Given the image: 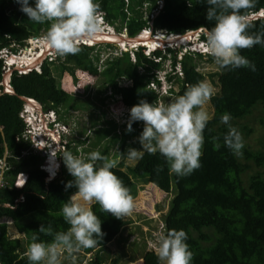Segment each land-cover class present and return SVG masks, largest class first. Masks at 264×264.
<instances>
[{
	"label": "trees",
	"instance_id": "1",
	"mask_svg": "<svg viewBox=\"0 0 264 264\" xmlns=\"http://www.w3.org/2000/svg\"><path fill=\"white\" fill-rule=\"evenodd\" d=\"M96 2L103 21L116 32L125 29L128 36H135L147 28L154 33L159 28L178 32L211 29L214 26V21L205 18L207 5L202 0ZM260 9H264V0H257L248 14ZM48 27V23L38 24L27 19L19 11L15 0H0V49L13 50L16 45L21 47L26 38L39 36L41 31V35H45ZM261 32H264V17L253 19L249 29V34ZM200 38L205 41L204 31ZM103 45L115 46L111 43ZM100 46L79 43L81 51L76 55L45 58L39 70L32 69L25 73L13 70L9 82L14 93L0 94V157L7 152L9 164L7 185L0 190V264H27L24 254L34 235L41 241L50 242L51 236L36 231L41 224L45 227L50 225L53 232L67 231L69 228L60 215L62 205L71 197L65 188L67 181L62 178L68 171L61 160V176H56L48 184L41 181L42 171L38 164L43 156L31 150L29 141L21 137L24 123L19 111L24 102L19 95L37 100L44 109L54 110L61 118L69 107L87 110L90 107L87 99L78 101L75 94L61 87L63 73L71 75L76 82L77 70L100 76L98 87L101 88L95 89V97L108 91L111 99L115 97L121 104L130 107L141 100L153 105H158L161 100L166 105L171 102V95L176 99L183 95L189 85L202 82L206 76L215 82L216 77L218 89L209 100L212 118L203 132L201 167L189 176L177 178L159 153L145 152L143 158L132 165L131 171L144 175L147 181L164 193L170 191L173 183L175 192L161 217L163 235L171 230H183L186 233V243L193 254L191 264H264V173L259 170L248 172L253 165L264 168V143L261 149L246 145L245 140L252 129L240 122L256 108L264 111V47L255 45L240 50V54L255 65L253 71L249 68L221 69L208 52L186 50L178 60L174 50L168 47L157 48L146 54L144 47L137 46L100 58ZM166 60L170 61L169 70L164 67ZM201 62L212 63L214 68L201 70ZM1 66L0 58V80ZM162 70L166 71L164 78L169 85L165 93L160 92L162 80L157 76V71ZM174 84L176 89L173 88ZM87 88L84 84L77 92L82 94ZM103 99L104 96L100 97L101 101ZM225 113L231 117L229 124L243 138L242 155H233L223 144L228 126L220 123V117ZM89 117L96 124L98 118L92 117L91 113ZM108 121L112 122L113 131L116 124L112 119ZM128 123H124L123 139L129 137L132 140L120 144L122 153L130 147L141 149L136 138L143 130V122H132L131 131L127 130ZM114 135L116 138L115 132ZM82 141L84 139H77L78 143ZM100 154L107 157L106 151ZM123 165L122 158L116 161V167L111 171L121 180L132 199L134 183ZM22 172L26 174V179L21 187H17L14 178ZM74 191L77 189L73 188ZM90 208L101 220L103 235L95 237L97 243L93 247L80 251L84 254L96 251L90 264H102L103 259L98 252L107 249V244L121 233L125 222L124 218L117 219L110 213L101 212L99 205L94 202ZM8 221L28 241L24 240L23 244L22 238H11L8 235ZM140 257L144 264H158L153 249H145ZM117 261L113 259L112 264Z\"/></svg>",
	"mask_w": 264,
	"mask_h": 264
},
{
	"label": "clouds",
	"instance_id": "2",
	"mask_svg": "<svg viewBox=\"0 0 264 264\" xmlns=\"http://www.w3.org/2000/svg\"><path fill=\"white\" fill-rule=\"evenodd\" d=\"M202 2L207 5L206 20L214 21V26L211 29H202L206 38L205 41H202L205 42L206 51L211 55L214 63L221 69L249 68L254 71L255 65L242 56L240 50L255 45L264 47V32L249 34L253 17L248 14V10L255 7L257 0H202ZM15 3L19 5V11L24 13L27 19L38 24H49L43 36V43L56 57L64 58L68 55L78 54L81 51L79 43L81 44L84 39L96 38L101 31L103 20L100 17L99 4L96 0H15ZM107 26L109 25L107 24ZM145 30H150L153 33L150 28ZM83 44L95 43L84 42ZM21 47L19 48L21 49ZM142 47L146 49V53L157 48L163 49L162 47L148 49L144 45ZM195 50L200 52L199 49ZM30 70L27 69L25 72ZM3 78L4 76L0 80L2 83ZM9 79L10 77L8 78L9 91L5 93L12 94L14 90ZM212 95L208 84L198 82L189 85L183 95L166 105H153L144 100L133 107L120 103L124 108L121 122H129L128 131H131L132 122H143V130L136 138L141 149L130 147L122 156L128 162L135 164L143 158L145 152L148 154L159 153L169 165L170 172L177 178L191 175L194 170L201 167L203 132L212 118L205 105ZM32 100L39 105L40 111L27 107L28 102L23 103L19 111V117L24 123L23 132L26 125L20 115L21 112L31 117L33 115L42 117V114L52 111L54 112L52 122L58 123V120H55L56 112L54 110L44 109L40 102ZM230 119L231 117L227 113L220 117V123L228 126V132L223 136V144L233 155L239 156L242 155L244 147L243 138L239 131L229 124ZM32 124L39 125L34 118H32ZM23 132L21 133L22 138ZM56 135L59 139V134L56 133ZM39 137L43 139V136ZM50 138L52 141L50 145H47V141L43 139L42 149L33 148L31 141L23 138L29 141L31 150L38 151L43 156L38 168L42 171L40 179L42 175L47 178L45 181L42 179L41 181L48 184L53 180L57 176L60 164L62 166L61 160H63L68 173L74 178L65 185V188L75 186L77 191L60 209V215L69 225L68 230L53 232L50 225L45 227L41 224L36 231L51 236L52 239L50 242H44L34 235L24 254L27 264H61L63 253H67V258L74 260L73 253L82 248L93 247L97 243L95 237L103 235L101 220L86 205L94 202L99 205L101 212L110 213L117 219H123L133 210L132 199L127 188L111 171L116 167L115 160L101 155L98 151H92L86 156H74L71 152L65 151L64 147L52 148L55 144L63 146V143L60 140H55L53 136ZM48 149L55 153L48 152ZM58 152L59 156L63 153L61 157L58 156ZM4 154L7 156V152ZM50 154H53L56 160L55 173L51 178L48 176L49 169L46 167ZM98 161L99 163H97ZM25 179L26 174L19 173L14 179V185L17 186L16 183H18L17 187H21ZM186 240L187 235L183 230H171L165 235H161L156 247L158 264H191L193 254L189 250Z\"/></svg>",
	"mask_w": 264,
	"mask_h": 264
},
{
	"label": "rangeland",
	"instance_id": "3",
	"mask_svg": "<svg viewBox=\"0 0 264 264\" xmlns=\"http://www.w3.org/2000/svg\"><path fill=\"white\" fill-rule=\"evenodd\" d=\"M115 23L117 24L118 20H116ZM109 27L113 28L111 25L107 26V23L103 21L101 29H103L104 32L108 33L109 30H112ZM113 31L117 34L114 28ZM149 31L150 30H146L145 34ZM121 33V35L127 34L125 29H123ZM41 34H43L42 31L39 36H30L25 39V45L22 46L21 49L18 47V45H13L15 46L13 50H6L5 52H11L8 56L19 55L21 53H30V56L37 54L39 53L38 51L42 49L41 45H43L44 35ZM193 34L195 38L192 39L188 33L183 34V36H176L174 34L172 39H176L165 42H176L179 44H163L162 48L165 49L167 48V45H170L171 47H169L172 50H175L174 54L177 56L178 60L186 50L196 51L195 49H199L200 52H207L196 47L198 45L194 46V44L202 41L200 38L201 33L199 32L198 34ZM97 37H100L102 39H111L99 35H97ZM93 40L94 39H91L89 41H82L91 44ZM94 43L101 45L100 58H104L110 53H120L121 50L135 49L136 46H138L136 45L135 47H130L128 45H120L116 42V40L113 39L110 41H98ZM106 43H111L112 46H115L106 47L103 45H106ZM203 44H205L204 41ZM49 51L52 53L51 50ZM49 54L42 56L41 60L38 63L32 65L29 69H38L44 59L49 58ZM50 57L53 58L54 55L50 54ZM169 60H166L164 63V67L167 70H169ZM7 62L9 61L7 60ZM15 63L18 67L17 62ZM202 65L203 66L201 67V70L204 71L214 68V64L212 63L205 62L202 63ZM19 68L20 72L27 70H21V67ZM10 72L11 71H9V73ZM165 72V70L157 71V76L162 80L160 81L161 86L159 87L161 93H165L169 87L164 78ZM6 74L8 75L7 70L4 71L5 80L7 79ZM75 74L78 77L76 82H74L71 75L66 74V72L63 73L62 77L60 78L61 87L67 92L75 94L78 97V101L87 99L89 101L88 106L90 107L87 110H83L82 108L69 107L62 118L61 115L55 113V120H58V123H55L56 121L52 122V120H50L48 124V126L50 127L49 130L51 133L55 131L59 134V139H57L60 140L61 143H63L64 150L67 152H71L74 156H86L92 151H98L99 153L102 151H106L107 157L110 159H113L115 161H119L122 158L124 159L123 169L131 177L134 183V196L132 198L133 210L129 215L124 217L125 224L122 228L121 233L113 238L112 242H110L107 246V249H105L104 251H99L98 255L101 256V259H103L102 264H112L113 259H118L115 264H144L142 258L140 257L141 253L145 249H153L156 251L158 238L163 235V223L161 221V217L168 207L170 197L175 192L174 185L173 183H171L170 191L168 193H164L156 188L152 183L147 181L144 175L134 174L131 171L133 163L128 162L122 156L123 153L119 150L121 143L125 144L128 141L132 140V138L129 137L123 139V137H125L123 136L125 125L121 122V119L123 118V116L121 115L124 113L123 106H121L120 102L116 100L117 98L114 97L111 99L109 97L108 91H103L104 94H98V96L96 97L94 96L95 89L101 88L98 87V85H100L101 83L100 76L90 75L88 72L79 70H77ZM214 81L215 82H211L209 80V77L207 76L202 81L210 86L212 93H215L218 89V85L216 84V77H214ZM84 84L88 86V88L86 89L87 91L83 92L82 94L77 92L80 88H82ZM173 88L176 89V84L173 85ZM103 96L104 99L103 101H101L100 97ZM173 100H175V97L171 95L170 101ZM159 104H163L161 100L159 101L158 105ZM205 108L211 115L212 108L209 102L205 105ZM43 112H45V110H43ZM90 113L92 117L98 118L96 124H94V120L92 121L90 119ZM109 119H112L116 124V127L113 131H111V129L114 126L111 124L112 122L108 121ZM45 120L47 119L45 118ZM240 122L245 123L252 129L249 137L245 140L246 145H249L252 149H261L262 144L264 143V111L260 108H256L251 115H249L245 120H241ZM50 132L44 134L43 139L51 144L52 141L49 135ZM114 132L116 133V138L114 137ZM55 136L57 137V135ZM79 138L84 139V142L82 141V143H78L77 139ZM55 147L57 148L56 144ZM57 154L59 156V152ZM62 154L63 153H61V155ZM61 155L59 157H61ZM61 167L62 166L60 164V168L58 171L62 169ZM256 170L262 171L264 173V168L256 167L255 165H253L248 170V172H253ZM57 176H61V174L58 172ZM62 178H64L67 183L74 179L69 173H64ZM73 188H75V186L66 189V191L69 192L71 196L76 192H72ZM86 206L90 207V204ZM8 234L12 237H15L16 235L15 230L12 228V224L8 226ZM18 236L23 239L24 244V240H27L24 238V234L19 233ZM95 253L96 251H92L90 254H84L79 250L78 252L73 253V256L75 257L74 260L67 258V253H63L61 255V262H63L64 264H90V261Z\"/></svg>",
	"mask_w": 264,
	"mask_h": 264
},
{
	"label": "bare ground",
	"instance_id": "4",
	"mask_svg": "<svg viewBox=\"0 0 264 264\" xmlns=\"http://www.w3.org/2000/svg\"><path fill=\"white\" fill-rule=\"evenodd\" d=\"M261 13H264L263 10L261 11ZM109 28L112 30H109L108 33L104 32L103 29H101V31L97 35L103 36L106 38H111V39H102L100 37H96V38H94L92 43L98 42V41H110L113 39V40H116V42L120 45H128L130 47L136 46V45H145V47H148L149 49H153L155 47L156 48L157 47H163V44H170V45L171 44H179L176 42H174V43L165 42V41L176 39V38L172 39V37L174 36V33L163 35L162 32L157 31L154 33L155 35L152 36V33L150 31L145 34L146 30H143L140 35L135 36L133 38H127V36L125 34L122 36L118 35L113 31V28H111V27H109ZM186 33H188L190 37L194 36V34L191 32H185L184 34H186ZM175 35L176 36H183V34H175ZM83 41H89V39H84ZM170 45H167V46H170ZM196 45H198V46H196ZM204 45L205 44H203V41L194 44V46L200 48L201 50L206 51V47ZM41 47H42V51L36 56H34V55L30 56L29 55L30 53H24V54L21 53L19 55L10 56L8 58V61L11 64H13V62L16 61L18 64V67H21V69H29L32 65L38 63L41 60V57L44 56L48 50H50L44 46V43H43V45H41ZM3 84H4V87L8 90L9 89V87H8V75H7L6 80H5V75H4ZM27 107H32L33 109L40 111L39 105H37V103H35L32 99L30 101H28ZM51 135L54 137L55 140H58L57 137L55 136L56 133L52 132ZM51 160L52 161L54 160V161L52 162ZM55 165H56V160L54 158V155L50 154L48 157V160H47V164H46V167L49 169V175H48L49 178L53 177V174L55 173L54 172Z\"/></svg>",
	"mask_w": 264,
	"mask_h": 264
},
{
	"label": "built area",
	"instance_id": "5",
	"mask_svg": "<svg viewBox=\"0 0 264 264\" xmlns=\"http://www.w3.org/2000/svg\"><path fill=\"white\" fill-rule=\"evenodd\" d=\"M6 50H9L7 48H1L0 49V57L2 58V76H4V71L7 70L8 71V78L10 77L11 73L13 70H17L19 73H23L25 72L24 71H21L20 72V68L17 67L16 65V61L13 62V64L7 62L8 58L10 56H8L11 52L9 51V53L5 52ZM42 51V49H40V51H38L39 53ZM39 53L37 54H34V56L38 55ZM52 54L49 50L45 53V54ZM50 54L48 55L50 57ZM41 57V56H40ZM23 70V69H21ZM39 70V69H37ZM9 71H11L9 73ZM0 86H3L2 88L0 87V94L2 93H5V92H8L9 89L7 90L5 87H4V84L2 83V81H0ZM3 89V90H1ZM20 115L23 117V120L25 121V130L22 134L23 138L24 139H29L31 141V146L33 148H38V149H42L43 146H44V142H43V139L42 137L40 138L39 136H43L44 134H47L48 132H50L49 130V121L50 120H54V112L52 111H49V112H46L44 114H42V117H39L37 115H33L32 117L31 116H27L26 113L23 114V112L20 113ZM32 118L36 119V121L38 122L39 125H33L32 124ZM43 118H46L47 120L43 119ZM52 133L50 132V137H52L51 135ZM17 139V138H16ZM47 145H50L49 142H47ZM60 147H63L62 145L60 146L57 145V148H60ZM52 148H56L55 146H53ZM48 152L50 153H55L54 151L48 149ZM9 168V164L7 163V160H6V155L4 154L2 157H0V190L2 189V187H5L7 185V179H6V172ZM47 178L45 175H42L41 176V179L43 181H45ZM17 186H18V183H16Z\"/></svg>",
	"mask_w": 264,
	"mask_h": 264
},
{
	"label": "water",
	"instance_id": "6",
	"mask_svg": "<svg viewBox=\"0 0 264 264\" xmlns=\"http://www.w3.org/2000/svg\"><path fill=\"white\" fill-rule=\"evenodd\" d=\"M263 10V12H264V9H260V11H258V12H256V13H250L249 15L250 16H252L253 17V19H255V18H258V17H264V13H261V11ZM203 30H205L204 28H203ZM157 31H160V32H162V34L163 35H167V34H172V33H178V32H191V33H195V34H198L200 31H202V29L200 28V29H194V30H185V31H178V32H168L167 30H165V29H162V28H159ZM157 31H155V32H157ZM142 32V31H141ZM141 32H139L137 35H135V36H138V35H140L141 34ZM154 32V33H155ZM154 33H152V36H154L155 34ZM118 35H121L122 33H117ZM126 36H127V38H133V37H135V36H128L127 34H125ZM122 36V35H121ZM81 43H84V42H82L81 41ZM143 46V45H142ZM145 46V45H144ZM19 98L24 102V103H27L28 101H29V99L30 98H27V97H25V96H21V95H19Z\"/></svg>",
	"mask_w": 264,
	"mask_h": 264
},
{
	"label": "crops",
	"instance_id": "7",
	"mask_svg": "<svg viewBox=\"0 0 264 264\" xmlns=\"http://www.w3.org/2000/svg\"><path fill=\"white\" fill-rule=\"evenodd\" d=\"M9 169V168H8ZM6 177H7V172H6ZM16 177V176H15ZM7 179V178H6ZM15 179V178H14ZM8 224L10 225V224H12V228L15 230V232H16V235H15V237H19L18 235H19V233L20 232H18L17 231V229L14 227V225H13V223L11 222V221H8ZM9 235V234H8ZM11 238H15V237H12V236H10ZM21 238V237H20ZM111 242H112V240H111ZM110 243V242H109ZM109 243L107 244V246L109 245Z\"/></svg>",
	"mask_w": 264,
	"mask_h": 264
}]
</instances>
